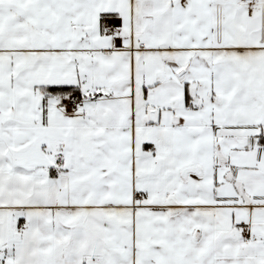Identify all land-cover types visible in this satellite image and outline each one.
Here are the masks:
<instances>
[{
    "label": "snow or ice",
    "instance_id": "1",
    "mask_svg": "<svg viewBox=\"0 0 264 264\" xmlns=\"http://www.w3.org/2000/svg\"><path fill=\"white\" fill-rule=\"evenodd\" d=\"M0 264H264V0H0Z\"/></svg>",
    "mask_w": 264,
    "mask_h": 264
}]
</instances>
